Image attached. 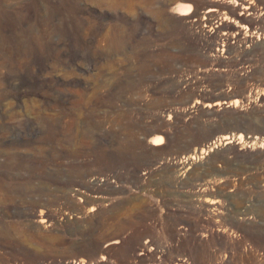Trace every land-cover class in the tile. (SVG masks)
Returning a JSON list of instances; mask_svg holds the SVG:
<instances>
[{"label": "rangeland", "instance_id": "obj_1", "mask_svg": "<svg viewBox=\"0 0 264 264\" xmlns=\"http://www.w3.org/2000/svg\"><path fill=\"white\" fill-rule=\"evenodd\" d=\"M181 2L0 0V264H264V0Z\"/></svg>", "mask_w": 264, "mask_h": 264}, {"label": "bare ground", "instance_id": "obj_2", "mask_svg": "<svg viewBox=\"0 0 264 264\" xmlns=\"http://www.w3.org/2000/svg\"><path fill=\"white\" fill-rule=\"evenodd\" d=\"M184 2L182 3L181 2V0H180V4H176L177 6H174V7H172L171 8V10H172V12H174V13H176L177 15H186V14H190L191 13V5L190 4H188L190 1H192V0H183ZM216 1V0H215ZM250 5H251V3H249ZM245 7V6H244ZM249 11V10H248ZM247 11V12H248ZM213 12V9H208L207 10V13L208 14H211ZM245 14V13H244ZM175 15V14H174ZM187 16V15H186ZM208 31V30H207ZM209 33V32H208ZM156 140H157V142L155 141L154 143L155 144H159V143H162L163 142V137L161 136V137H159L158 139H157V137H156ZM225 140H226V137H225ZM226 142H228V141H226ZM225 142V143H226ZM220 143V142H219ZM160 145V144H159ZM204 152H205V150H204ZM185 159H187V158H185ZM42 221V220H41ZM43 222V221H42ZM114 243V242H113Z\"/></svg>", "mask_w": 264, "mask_h": 264}]
</instances>
